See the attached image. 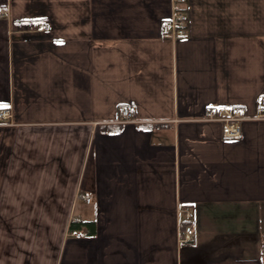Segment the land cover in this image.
<instances>
[{"label":"crops","instance_id":"0c3cea01","mask_svg":"<svg viewBox=\"0 0 264 264\" xmlns=\"http://www.w3.org/2000/svg\"><path fill=\"white\" fill-rule=\"evenodd\" d=\"M0 7V264H264V0Z\"/></svg>","mask_w":264,"mask_h":264},{"label":"built area","instance_id":"2783aa9c","mask_svg":"<svg viewBox=\"0 0 264 264\" xmlns=\"http://www.w3.org/2000/svg\"><path fill=\"white\" fill-rule=\"evenodd\" d=\"M8 13L6 8L0 7V16ZM187 16L183 13H176L172 16L170 23L165 27L166 33L170 34L172 37H183L188 35V29L186 27ZM51 29V24L48 22H43L41 30L49 31ZM133 109L132 107H127L123 110V122L129 123L133 122L132 119ZM11 114L9 110H4L0 114L2 120L9 119ZM207 120L218 121L223 124V135L229 138H240L243 135L241 123L245 120H264V101H259L256 105L255 112L250 114L248 111L232 106H222V107H211L208 111ZM84 199L89 203L91 198L86 196ZM190 216V214H188ZM193 230L189 229L184 237L185 240L191 239ZM80 236V233H77ZM264 259V256H263Z\"/></svg>","mask_w":264,"mask_h":264},{"label":"trees","instance_id":"16d2710c","mask_svg":"<svg viewBox=\"0 0 264 264\" xmlns=\"http://www.w3.org/2000/svg\"><path fill=\"white\" fill-rule=\"evenodd\" d=\"M85 225L92 226V229L90 228L92 230L91 232L95 231V222H84V221H80V220H76V221L72 222L70 225V230L72 232L79 231V230L83 229V227Z\"/></svg>","mask_w":264,"mask_h":264}]
</instances>
